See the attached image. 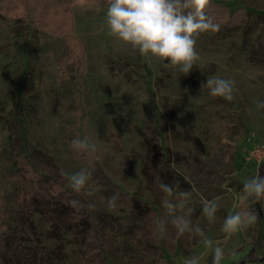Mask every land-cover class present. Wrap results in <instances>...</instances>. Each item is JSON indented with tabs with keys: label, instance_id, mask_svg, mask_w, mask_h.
<instances>
[{
	"label": "rangeland",
	"instance_id": "374dc122",
	"mask_svg": "<svg viewBox=\"0 0 264 264\" xmlns=\"http://www.w3.org/2000/svg\"><path fill=\"white\" fill-rule=\"evenodd\" d=\"M215 1L231 10L241 7L246 15L231 24L206 10L220 30L196 38L199 60L184 76L110 34L111 0L29 1L35 13L69 14L71 53L63 33L36 25L28 0H0L4 264H183L193 255L199 264H212L215 247L225 253L220 264H264L261 206L262 221L232 235L222 230L229 214L252 211L243 184L258 163L248 148L264 146V109L258 107L264 102V56L256 54L264 49V0ZM211 76L235 81L231 102L200 87ZM74 138L94 143L96 152H76ZM81 168L92 176L78 194L95 204L90 210L106 261L73 226L57 236L49 220L56 205L44 179L50 175L67 184L61 169ZM162 183L192 193V225L204 230L211 248L194 232L177 239L171 225L169 238L159 239L154 221L164 215ZM113 194L118 206L110 209ZM24 196L35 199L30 208L39 212L28 213ZM213 199L218 211L209 222L202 201ZM255 227L258 246L246 260Z\"/></svg>",
	"mask_w": 264,
	"mask_h": 264
},
{
	"label": "clouds",
	"instance_id": "9594fccd",
	"mask_svg": "<svg viewBox=\"0 0 264 264\" xmlns=\"http://www.w3.org/2000/svg\"><path fill=\"white\" fill-rule=\"evenodd\" d=\"M209 6L210 0H111L106 13V23L113 37L130 45L140 55L151 54L153 57L166 60L168 63L163 65L164 68L179 70L187 76L199 60L196 38L201 33L220 30V25L215 23L214 18L206 12ZM200 87H207L211 96L222 97L229 102L234 99V93L238 91L234 80L219 76L208 77L206 83L201 82ZM258 107L264 109V102H260ZM71 145L78 153L92 155L96 152V145L87 140L74 138ZM60 175L67 181V187L80 193L85 189L92 173L87 168H81L76 172L61 169ZM159 188L165 196L161 202L164 215L154 221L159 239L169 238L168 227L171 225L177 239L185 233L194 232L205 246L211 248L213 241L208 238L204 230L198 225H192L193 209L188 206L192 193L179 190L178 185L165 183L160 184ZM243 193L252 211L229 214L225 218L222 230L229 235L246 230L258 221L260 217L254 208L257 203H260L261 210H264V176L259 170L244 182ZM87 195L91 196L93 193L89 191ZM118 199L117 194L109 197L108 207L116 208ZM67 203L76 211L95 207L92 202L82 204L76 199ZM202 204V212L211 222L218 211L216 199L203 200ZM224 257V250L215 247L212 264H220ZM183 264H199V257L193 255L184 258Z\"/></svg>",
	"mask_w": 264,
	"mask_h": 264
},
{
	"label": "trees",
	"instance_id": "16d2710c",
	"mask_svg": "<svg viewBox=\"0 0 264 264\" xmlns=\"http://www.w3.org/2000/svg\"><path fill=\"white\" fill-rule=\"evenodd\" d=\"M30 0L25 3V5H28L27 11L31 16L33 17V21L36 23V25L39 28H43L45 30H48L50 32L54 33H63L66 38L65 40V46L69 51L71 50V47L69 45V41L67 40L68 34L67 30L69 28L71 29V22L69 20V14H65L63 12L59 13H53V14H45L44 13H35L33 9H29L30 7ZM108 1V0H107ZM110 1V0H109ZM230 7L224 3L210 0V6L206 9L209 12L213 14V11L215 14H217V17L224 19L227 21V23H237L239 22L244 15H246V11L241 8H235L234 10L229 9ZM216 16V15H215ZM214 16V17H215ZM72 51H70L71 53ZM256 54L264 56V49L262 50H256ZM74 55V54H72ZM75 56V55H74ZM77 59L75 58V61ZM82 63V61H81ZM20 125V124H19ZM20 131H23V129L20 128ZM20 141L23 142V136H20ZM35 171V169L33 168ZM260 171V174L264 176V160H262L257 165V171ZM37 176L42 177L39 173L36 172ZM49 182V185L51 188H53V196L55 197V209L51 210L50 213V223L51 226L54 227V230L56 232L55 235L58 236L59 229L64 228L66 226L71 227L73 226L75 230H77L79 233L83 234L92 244L95 245V250L99 251L101 255H103V260L106 261V257L104 256V248L102 246V241L95 230L94 225V217L91 213L90 209H83L81 211H76L75 209L68 206V201L72 199L79 200L82 204L88 203L85 198L81 197L78 193L74 192L71 188L67 187L66 182H63L57 178H53L50 175L46 176V179H44ZM24 203L25 206L30 210L28 213L30 215L39 212V209L34 206V209L31 210V206L36 203L35 199L29 196H24ZM141 204V203H140ZM36 205V204H35ZM260 203H257L254 207L259 214L260 210ZM142 208V207H141ZM259 217L261 218L260 214ZM258 219V221H262V219ZM54 232V233H55ZM258 229L255 227V232H253L255 235L253 237V246L250 252L244 257L246 260H249L252 258V252L256 249V246H258V240H257V233ZM1 244H0V251H1ZM0 264L3 263V258L0 255Z\"/></svg>",
	"mask_w": 264,
	"mask_h": 264
},
{
	"label": "built area",
	"instance_id": "2783aa9c",
	"mask_svg": "<svg viewBox=\"0 0 264 264\" xmlns=\"http://www.w3.org/2000/svg\"><path fill=\"white\" fill-rule=\"evenodd\" d=\"M248 156L256 161L258 164L264 160V146H260V144L252 143L250 144V148H248ZM257 164V165H258Z\"/></svg>",
	"mask_w": 264,
	"mask_h": 264
}]
</instances>
